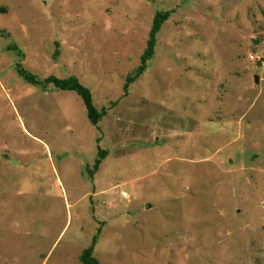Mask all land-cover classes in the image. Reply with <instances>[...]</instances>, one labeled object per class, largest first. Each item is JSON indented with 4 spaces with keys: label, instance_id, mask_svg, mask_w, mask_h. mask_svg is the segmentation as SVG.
<instances>
[{
    "label": "rangeland",
    "instance_id": "rangeland-1",
    "mask_svg": "<svg viewBox=\"0 0 264 264\" xmlns=\"http://www.w3.org/2000/svg\"><path fill=\"white\" fill-rule=\"evenodd\" d=\"M0 30V264H83L97 236L100 264H264V0H0ZM11 44L118 103L92 124Z\"/></svg>",
    "mask_w": 264,
    "mask_h": 264
},
{
    "label": "trees",
    "instance_id": "trees-1",
    "mask_svg": "<svg viewBox=\"0 0 264 264\" xmlns=\"http://www.w3.org/2000/svg\"><path fill=\"white\" fill-rule=\"evenodd\" d=\"M173 13V10H161L156 13L150 31L147 48L145 49L141 57V65L137 68L136 72L133 75L128 77L127 83L125 84L124 88L126 95L129 92V87L131 83L135 82L146 71L148 67V62L153 58L155 54L158 33L164 23L172 16ZM0 31L2 35H5V31ZM8 49L14 51L19 56L16 69L18 74L25 81L37 86H41L44 89H47L49 86H53L58 90L75 91L76 93H78V95H80L86 106L89 120L92 124L96 126H99L101 120L108 114V109L113 108L118 103V101L112 102L111 106L108 109L104 107L99 110L95 106L91 89L86 87L77 76L71 75L69 77L61 78L54 75H50L44 79H41L24 67L23 59L25 58V53L17 44H11ZM58 55L59 49L57 48L54 57L56 58ZM107 155V150H104L102 148L99 149V157L96 159L93 169L91 170L92 175L94 174V172H97L99 170L103 160L107 157ZM97 240L98 236L94 237L91 245L84 249L81 255V260L83 264H100L99 260L94 255Z\"/></svg>",
    "mask_w": 264,
    "mask_h": 264
},
{
    "label": "built area",
    "instance_id": "built-area-1",
    "mask_svg": "<svg viewBox=\"0 0 264 264\" xmlns=\"http://www.w3.org/2000/svg\"><path fill=\"white\" fill-rule=\"evenodd\" d=\"M121 195H122V196H126L127 193H126V192H122Z\"/></svg>",
    "mask_w": 264,
    "mask_h": 264
},
{
    "label": "water",
    "instance_id": "water-1",
    "mask_svg": "<svg viewBox=\"0 0 264 264\" xmlns=\"http://www.w3.org/2000/svg\"><path fill=\"white\" fill-rule=\"evenodd\" d=\"M256 80H258V77H256Z\"/></svg>",
    "mask_w": 264,
    "mask_h": 264
}]
</instances>
